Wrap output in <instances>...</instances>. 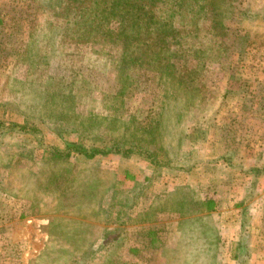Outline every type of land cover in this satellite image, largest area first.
Instances as JSON below:
<instances>
[{"label":"rangeland","instance_id":"obj_1","mask_svg":"<svg viewBox=\"0 0 264 264\" xmlns=\"http://www.w3.org/2000/svg\"><path fill=\"white\" fill-rule=\"evenodd\" d=\"M84 1L0 0V121L36 130L2 138L0 264H248L240 211L201 202L264 167V0H166L153 15ZM145 28L170 32L167 47L134 41L144 53L125 60ZM115 142L194 168L50 150Z\"/></svg>","mask_w":264,"mask_h":264},{"label":"trees","instance_id":"obj_2","mask_svg":"<svg viewBox=\"0 0 264 264\" xmlns=\"http://www.w3.org/2000/svg\"><path fill=\"white\" fill-rule=\"evenodd\" d=\"M86 1L87 0H85L84 3ZM130 1L132 3H129V4L123 3L122 4L123 8H125V10H127V12L131 11L133 13L140 14V13H146V12L150 11V12H152V15H153V9H154L153 6H155V3L156 2H165L166 0H130ZM168 1H176L177 4H179L180 0H168ZM91 3L92 4L90 5V7L93 11V10H95L94 9L95 6L100 4V0H92ZM179 5H183V4H179ZM85 8L87 9V7H84V9ZM211 11H213V9H211ZM93 12H94V14L97 15V12H95V11H93ZM213 12L215 13V16L218 14L215 11H213ZM168 19H166V22H165V25H166L165 29L170 28L171 23H173L172 19H171V21ZM159 26L160 25H158L156 27H159ZM162 28H164V26H162ZM82 31L84 33H86L85 29ZM158 33H159V31H156V29L151 30V29L145 28V30H143L141 32V34H139V35L135 34V35H131L130 37H127L125 39V41L123 42V44H124L123 47L126 49V52L128 53L127 56H125V60L135 61V59H136L137 61H139V58L144 53V51L139 50V49H141L140 46H142V45H140L139 47H138V45L137 46L132 45V44H134V41H135V44L139 43V41L142 44V41H143L146 44V46H145L146 48L149 46V43L151 41H153L154 44L158 45L160 48L161 47L162 48L167 47L166 42L168 43V39H169V37H171L172 34L169 32L167 34L159 36ZM149 38L151 39V41H149V43H148L146 40ZM163 39H165L166 41ZM163 43H164V45H161ZM179 51L184 52L183 45ZM154 55H155V53H154ZM169 75L172 77L171 78L172 80L173 79L176 80L177 85L179 87L180 86H186V82L188 81V78L189 79L191 78L194 81L196 80V78H194L193 76H188V74L187 75L184 74V76L181 75L182 76L181 77L178 74L172 75L170 72ZM160 115H162V114H160ZM160 122H161L160 120H158V121L155 120V122H154L155 123V131L159 134H160V130H159L158 125L160 124ZM3 125L4 124L1 123V121H0V147L2 149L4 148L2 138L6 135V133H11L12 131L13 132L15 131V132H22L24 134L29 135V134H35V131H36V130H32L31 127H26L24 124L17 125L15 123H13V124H9L7 128H5ZM152 149L143 148L142 145H140L139 143L122 144V143L115 142V143H112L111 146L103 147V148L97 147V146H92V147H90V149H84L82 147L80 148L78 146L72 145V146L66 147L65 149L51 148L50 150H54V154H56L58 157L63 158V159H70L71 157H75V158H81L84 160H90L91 158H93L96 155L106 156L108 154H113V155H118L119 157H121L124 160H127L132 156H136V157L140 158L141 160L147 162L149 165H151V166L153 165L157 171L161 170L163 168H170L172 170L188 172L194 168L193 163H191L190 161H187V162L186 161L185 162L174 161V162H172L173 158L171 160L170 159H167V160L166 159H164V160L158 159L156 157L157 153L154 152V150H152ZM6 154L8 155L9 158L12 156L8 152ZM19 154H21V152H16L14 155H19ZM184 160L185 159H183V161ZM245 171L254 175V176H258L259 174L264 173V167L258 168V169L256 167H253L251 169L247 168ZM206 206H207V209H209V210L213 209L212 205L208 202H207Z\"/></svg>","mask_w":264,"mask_h":264},{"label":"crops","instance_id":"obj_3","mask_svg":"<svg viewBox=\"0 0 264 264\" xmlns=\"http://www.w3.org/2000/svg\"><path fill=\"white\" fill-rule=\"evenodd\" d=\"M243 175V181L247 179L248 183L245 181L241 186V190H231V194L228 192L223 200H221V196L215 191L213 195L207 197V202L212 205V210H215L216 206L218 212L221 211L220 208L223 203L226 206L228 205L230 211H240V215L243 216L240 218L239 224H237V230L243 235L245 239L244 243L247 246V252H243V256L245 259L247 258L248 264H264V173L254 176L247 172ZM233 177L237 179V176ZM216 180H218V178H216ZM229 180L231 181V179ZM258 186L262 187L257 191L255 188ZM193 195V197L196 195L201 197V200L202 198L206 199L200 190L193 193ZM209 198L212 199L209 200ZM184 200L187 199L182 198V201ZM207 202H201L203 208L206 206ZM232 236L233 238L230 237V241H228L229 244L236 240L235 235L232 234ZM246 239L248 242H246ZM234 244L237 245L236 243ZM225 259L235 264L238 258L235 257L233 251V253H229Z\"/></svg>","mask_w":264,"mask_h":264}]
</instances>
